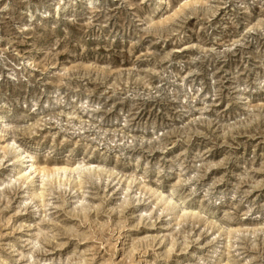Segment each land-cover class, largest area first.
I'll return each instance as SVG.
<instances>
[{"label": "rangeland", "instance_id": "374dc122", "mask_svg": "<svg viewBox=\"0 0 264 264\" xmlns=\"http://www.w3.org/2000/svg\"><path fill=\"white\" fill-rule=\"evenodd\" d=\"M160 1L0 0V264H264V0Z\"/></svg>", "mask_w": 264, "mask_h": 264}, {"label": "bare ground", "instance_id": "6f19581e", "mask_svg": "<svg viewBox=\"0 0 264 264\" xmlns=\"http://www.w3.org/2000/svg\"><path fill=\"white\" fill-rule=\"evenodd\" d=\"M160 4H161V7L158 9V13L161 14L162 12L165 11L166 9V6L168 4V0H161L160 1ZM20 152L18 151L17 152V155H19ZM32 163H30V165L28 167H30V172L29 173H38V174H41L42 176V183H44L45 181L47 182V180H51L53 181V178L56 177L55 179L57 178H60V177H66L67 175H72L73 173H75L76 171V175L78 177H80V175L84 172L83 169H80V168H71V167H67V166H59V167H54V168H48L46 166H38L36 165L35 161L32 159L31 160ZM85 170H88L89 174H90V171L89 169H85ZM87 173V172H86ZM32 177H28V179H32ZM54 179V180H55Z\"/></svg>", "mask_w": 264, "mask_h": 264}]
</instances>
